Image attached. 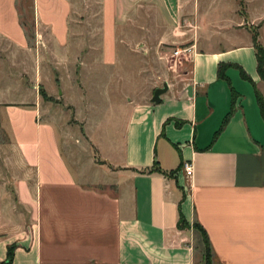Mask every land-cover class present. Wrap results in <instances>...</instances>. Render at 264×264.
I'll return each instance as SVG.
<instances>
[{"label":"crops","instance_id":"crops-1","mask_svg":"<svg viewBox=\"0 0 264 264\" xmlns=\"http://www.w3.org/2000/svg\"><path fill=\"white\" fill-rule=\"evenodd\" d=\"M237 1L245 17L233 0L208 19L218 0H102L104 32L142 5L198 31L185 82L155 88L166 87L157 104L153 89L148 101L119 107L120 142L92 140L95 154L83 161L62 152L38 99L0 105L10 150L0 157V264L8 247L10 264H264V61L259 76L253 38L264 47L245 28L264 19V0ZM31 9L36 36L47 29L65 44L69 2L31 0ZM17 14L15 0H0V40L23 48Z\"/></svg>","mask_w":264,"mask_h":264},{"label":"rangeland","instance_id":"rangeland-1","mask_svg":"<svg viewBox=\"0 0 264 264\" xmlns=\"http://www.w3.org/2000/svg\"><path fill=\"white\" fill-rule=\"evenodd\" d=\"M15 1L25 46L0 40V92L6 96L0 105L38 99L40 116L55 126L62 152L80 161L95 154L92 140L105 148L120 142L124 112L119 107L148 101L163 83L185 82L198 31L190 19H165L156 8L142 5L104 32L102 0H67V39L59 46L47 29L36 36L31 0ZM232 3L218 0L220 12L212 9L207 18L221 16ZM245 10L237 4L238 15L245 17ZM245 28L259 35L264 47V19ZM8 142L0 128V157Z\"/></svg>","mask_w":264,"mask_h":264},{"label":"trees","instance_id":"trees-1","mask_svg":"<svg viewBox=\"0 0 264 264\" xmlns=\"http://www.w3.org/2000/svg\"><path fill=\"white\" fill-rule=\"evenodd\" d=\"M20 27L23 28V24L19 23ZM253 48L255 51V61H256V72L259 76L263 75L262 72V66H263V61H264V50L255 42V39L253 38ZM226 68L225 65H219V67L217 68V77L218 78H223V70ZM241 76L245 77V75L240 71ZM41 96L43 98L44 94L43 92H41ZM256 100H257V104L259 106V109L261 110V113L263 114L264 112V104L262 99L256 95ZM229 114H227L228 116ZM227 119V117L225 118V120ZM224 120V121H225ZM151 171V170H149ZM183 220L181 219V217H179L178 221H177V227H181L183 226ZM192 229L193 231L196 233L197 237H198V243L201 246L202 249V253L203 256L205 258V261H207L210 257H211V250H210V246L206 237L205 232L203 231V229L196 223L192 224ZM12 251H13V247H8L7 251H6V256H5V262L7 264H10L11 259H12Z\"/></svg>","mask_w":264,"mask_h":264},{"label":"built area","instance_id":"built-area-1","mask_svg":"<svg viewBox=\"0 0 264 264\" xmlns=\"http://www.w3.org/2000/svg\"><path fill=\"white\" fill-rule=\"evenodd\" d=\"M181 172L184 177L190 178L192 175V166L190 162H183L181 164Z\"/></svg>","mask_w":264,"mask_h":264},{"label":"water","instance_id":"water-1","mask_svg":"<svg viewBox=\"0 0 264 264\" xmlns=\"http://www.w3.org/2000/svg\"><path fill=\"white\" fill-rule=\"evenodd\" d=\"M165 90H166L165 85H163V88H161V89H155L153 91V95H152V98H151L150 102L151 103H154V104L159 103V95H161L162 93H164Z\"/></svg>","mask_w":264,"mask_h":264}]
</instances>
